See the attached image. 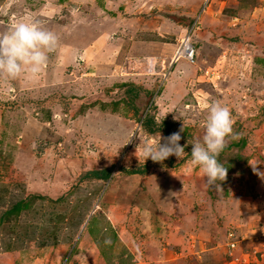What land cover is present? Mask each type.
Returning <instances> with one entry per match:
<instances>
[{
  "label": "rangeland",
  "instance_id": "1",
  "mask_svg": "<svg viewBox=\"0 0 264 264\" xmlns=\"http://www.w3.org/2000/svg\"><path fill=\"white\" fill-rule=\"evenodd\" d=\"M111 8L121 19L103 23V14L113 15L108 12ZM22 19L39 21L57 35L58 42L38 77L0 76V182L9 184L4 208L17 203L29 178L33 181L28 166L23 163L24 171L16 162L20 149L31 148L26 156L38 160L39 170H50L47 179L54 175L62 182V195L71 191L81 200L97 182L95 178L87 182L84 173L111 168L104 182L113 188V198L100 200L102 209L131 198L126 193L117 196V202L120 189L144 193L150 186L154 190L161 180H168L170 170L185 190L169 212L173 219L184 217L187 231L178 237L163 229L153 236L161 249L153 252L148 264H222L228 240H235L236 264H264V0L202 4L201 0H0V33ZM96 34L101 35L100 42L72 59L71 49L82 51V44ZM184 37L194 50L191 57H176ZM108 49L115 51L113 59ZM128 85L137 89L132 100L124 91ZM212 102L231 111L232 132L225 145L241 138L245 142L244 148L236 145L220 153L219 162L227 173L217 182L219 187L207 185L200 168L191 164V144L203 135ZM151 103L158 123L167 120L172 132L183 125L179 141L185 146L183 159L144 158L145 142L157 144L160 136L161 142L168 136L141 126ZM133 167L144 172L133 177L123 170ZM56 170L61 174L56 175ZM34 197L24 199L30 205L13 217L16 224L0 226V264H92L95 254L89 247H78L80 232L71 233L74 228L68 225L76 210L84 209L82 203L77 208L78 203H61L63 236L67 232L65 237H72L63 251L38 246L37 239L16 244L24 232L36 231L44 237L30 224L52 228L60 221L49 211L47 200ZM159 198L164 206L160 191ZM153 199L149 200L154 203ZM121 212L132 211L122 207ZM240 252L256 254L257 259L252 262Z\"/></svg>",
  "mask_w": 264,
  "mask_h": 264
},
{
  "label": "crops",
  "instance_id": "2",
  "mask_svg": "<svg viewBox=\"0 0 264 264\" xmlns=\"http://www.w3.org/2000/svg\"><path fill=\"white\" fill-rule=\"evenodd\" d=\"M198 1L200 2V0ZM203 2L204 0H201V4ZM108 12H111V14L113 15L110 16L108 15V13L103 14L101 18L103 23L105 21L109 22V20H113L114 22L115 19L120 18V14L118 15L115 12V10H112V8L108 10ZM115 13L117 15H114ZM117 21L119 20L117 19ZM90 32L93 33V30H91ZM97 34L94 36V38L92 37V39L90 40L91 41L90 44H89L90 41L89 42L86 41L84 42V44H82L83 45L81 46V48L83 47L82 51L80 50V52L76 53L75 50L71 49L72 54H74L72 56V59L80 55H83L84 53L83 50H85L86 52L94 48V45L97 42H100L99 37H101V35L97 37ZM90 38H88V40ZM104 42L107 43V37L104 40ZM107 51L108 52L106 51L105 52L108 54V57L111 58L113 54V57H112L113 59L116 55L115 51L112 52V50H109V49ZM99 52L101 55L102 52L101 51ZM103 68L104 67H99L98 70H101ZM41 148H38V150H41ZM30 150L31 148H27L26 150L27 153ZM26 151L24 149L19 150L20 155L21 154L22 155L21 157H18L16 159V162L18 165L19 164L22 165V170L24 169V171L26 169V166H24L23 163H25V165L28 166L27 174L28 175L31 174L33 181H31L29 178V181H28L29 185L24 187L25 191L27 192L26 194L27 196L26 195L24 196V188H23L21 191L22 197L16 200V202L20 201L22 204V207L20 208V213L25 208H28L30 205L28 201H25L24 199H26V197L35 196L34 198L38 197V198H41L42 200L44 199L47 200V202L49 203V207H50L49 211H51L52 214L54 213L55 216L57 214L56 219L60 221L57 223V226L55 224V226H53L52 228L51 227L47 228L46 226H42V224L41 225H36L33 223L30 224L32 225V229H34V231H35V228L38 227L39 229L38 231L41 230V234L44 237L42 238L39 234H37L36 231L33 232L31 230L32 232H24L25 234L22 235L23 237L15 241L16 244L21 245L25 242L29 243L31 239L32 241L37 239L39 242L38 246L39 245L48 246V247L55 246V247H58L61 251L65 249L64 248L65 246L66 247L69 246V243L71 242L72 237H70L71 236L70 235L69 237L66 238L65 236L69 234V233L67 234V232H65L66 235L63 236L64 233L62 232V229H61L62 222L59 216L61 212V203L63 200H66L67 202H70V203L72 202L73 204L78 203L76 208L79 207V204L81 203L85 204L81 207V208H84L83 210L81 211L79 209L76 210L75 218L71 220L68 225L75 229V230L73 229L71 233L80 232L78 247H84V248L89 247V249L93 251V253L95 254L93 263L97 261L98 264H148L150 263L149 258L153 256V252L160 251L161 249L160 246L157 247L156 245L157 243L155 244V240L153 239V236L157 237L158 235H160L163 232V229L167 231L168 233H172L174 236L177 235L178 237L179 235L183 236L186 233L187 229L184 228V224H185L184 217L181 216L179 219L178 218L173 219L171 217V212H169V210L170 211L174 210V207H173L174 204H176L178 200L182 199L184 195L183 191L185 190L183 189V185H179L178 181L175 180L174 172L167 170L170 173V175L166 176L168 180H165L164 182H162L161 180V183L158 186H156L154 190L152 187L150 188V186L149 188L147 187V190L144 191V193L140 192V190H136V191L128 190V192H125L124 190L120 189L115 196V200L117 202H119L116 199L117 196L127 195L126 193H129L131 198L126 199L123 196L124 199L122 200H124L123 202L125 203L119 202L117 206L114 205L115 203L109 204V205L105 204L106 207L102 209L100 205V200H103L105 196H106V200H109V201L110 199L113 198V195H112L114 193L112 192L113 188L110 186L111 188L108 189L107 188L108 182L106 185L104 182V180H106L111 175L108 176L107 178H103L102 180V178L93 177L89 175L90 172H92L95 169L89 170L84 173V175L82 176L83 179L89 182L90 178H95L97 179V182H93L91 184L92 187L86 193L83 192L85 188L80 187V191L84 193L82 200L78 198V196H73L71 194V191L69 192V194L67 193V194L62 195L63 194L62 193V189H63L62 182L61 183L57 182L56 177L50 174H49L50 176L48 174L47 176L51 178L47 179L45 177L47 171L39 170L40 165L38 164L40 163L38 162V160L32 158L30 161L28 156H26L27 155ZM39 157L40 156H38L37 159ZM41 161H43V159ZM36 165H37V168H35ZM245 169L247 170L248 167H245ZM96 170H99V169H96ZM24 171H23V174H26L24 173ZM60 172L61 170H56L55 174L59 175L61 174ZM53 173H54V170H53ZM137 173L139 172L132 173L133 174L132 176L137 177L139 175ZM68 175L69 173L67 174V176ZM62 176L63 175H60L57 179L61 181L62 180L61 178H63ZM98 180H102V181H98ZM33 182H34L33 184L34 186H31L32 185L31 183ZM8 185L9 184H6V182H0V205H1L0 208L3 210V213L2 214L0 213V226L1 227H5V225L8 222L12 224H16L15 219L13 217L18 216L19 214V212L18 214L16 213L15 215L8 214L9 213L8 211L13 208L12 203H10L6 208H4L5 203H6L5 192H6V188L9 187ZM22 187L23 186H21V188ZM160 187L163 188L162 191L159 189ZM159 191L161 192V196L162 195L164 196V200L162 201L164 206L159 204V200H162V198L161 199L159 198ZM100 193H101L102 198H100L101 196H99ZM150 193L152 194V196L149 199L151 198L153 199V196H154V199H153L154 203L148 199L147 195H149ZM139 195L143 196V198L138 197ZM179 195H180V198H179ZM96 196H99V197L96 198ZM93 199H95V201H93ZM105 203H107V201ZM55 205L57 207H55ZM181 205H182V202L179 204V206ZM122 207H125L126 211L131 209L132 212L131 213L121 212ZM82 226L83 228L81 230ZM138 226H139V231L137 229ZM5 230H7V227L5 228ZM38 235L41 237L40 239L39 237H37ZM149 237L150 239L148 240ZM6 241L8 242V240H4L3 243H6ZM199 242L201 244V241ZM173 244L177 245L178 244L177 240H176V243L174 241ZM166 245L169 246L170 244L167 243ZM169 249L172 250L171 248ZM180 249H182V246H180ZM143 250H146V252H143ZM163 250H165V248ZM203 250L204 249H202L201 251L203 252ZM151 252H152V255H151ZM170 252L171 251H169L168 253ZM241 253L242 252H240V254ZM223 254H225L224 251H223ZM243 254L244 253H242V255ZM244 255H247L248 257H250L252 262L257 259L256 258L257 255L253 253H248V254L245 253Z\"/></svg>",
  "mask_w": 264,
  "mask_h": 264
},
{
  "label": "clouds",
  "instance_id": "3",
  "mask_svg": "<svg viewBox=\"0 0 264 264\" xmlns=\"http://www.w3.org/2000/svg\"><path fill=\"white\" fill-rule=\"evenodd\" d=\"M57 42V35L42 27L39 21H17L7 31L0 33V76L9 79L21 75L38 77L48 61V54L56 49ZM232 123L229 107L212 102L207 106L203 135L195 138L191 144V164L200 168L209 186L219 187L217 182L226 178L227 168L219 162L218 156L224 148L225 137L232 132ZM182 131L183 125L179 131L163 137V142L161 136L157 144L145 142L144 158L162 162L175 155L183 159L185 146L179 143Z\"/></svg>",
  "mask_w": 264,
  "mask_h": 264
},
{
  "label": "trees",
  "instance_id": "4",
  "mask_svg": "<svg viewBox=\"0 0 264 264\" xmlns=\"http://www.w3.org/2000/svg\"><path fill=\"white\" fill-rule=\"evenodd\" d=\"M170 15H172V14H167L165 16L168 17ZM118 86H120V85H118ZM124 91H125L126 95L128 96V98L131 100L138 95L137 89L131 85L126 86ZM131 105H133V107H134L133 109L136 113V111H137L136 107L134 106L133 103ZM152 106H153V104L151 103L150 107L148 108V110L144 114V117L141 118V120H140L141 126L145 130H147L148 132L153 133L156 131H163L167 135L171 134L173 130L170 127V122H168L167 120H162L161 123H158L156 120V117H155V112H154L155 106L154 107H152ZM244 143L245 142H244L243 138H241L238 141H231L230 144L228 143V144L224 145V148L222 149V151H228L232 148H237L236 145H238L242 148L244 146ZM234 144L236 147L234 146ZM219 158H220V154L218 156V160L220 161ZM123 170L127 173H136V172L143 173L144 172L143 168H140V167H133V168H129V169L123 168ZM110 171H111V168H106V169H102V170H93L92 172H90L89 175L93 176V177L107 178L110 174ZM21 207H22V204L20 201L15 203L13 205V208L8 211L9 212L8 214H14L15 215L16 213L19 212Z\"/></svg>",
  "mask_w": 264,
  "mask_h": 264
},
{
  "label": "built area",
  "instance_id": "5",
  "mask_svg": "<svg viewBox=\"0 0 264 264\" xmlns=\"http://www.w3.org/2000/svg\"><path fill=\"white\" fill-rule=\"evenodd\" d=\"M183 46L177 50L176 53V57L177 56H190L192 55V51H193V47L192 44L188 42V39L186 37L183 38ZM188 48V49H187ZM233 233L229 232L228 236H232ZM235 248V240H228V242H226V258H224L223 264H236L235 261H237V263L239 262L238 258L236 257V255H234V253H232V251Z\"/></svg>",
  "mask_w": 264,
  "mask_h": 264
}]
</instances>
